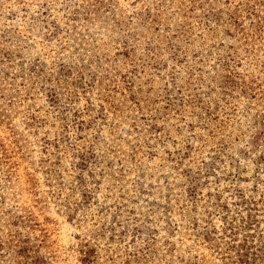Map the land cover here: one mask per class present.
<instances>
[{"label":"rangeland","instance_id":"rangeland-1","mask_svg":"<svg viewBox=\"0 0 264 264\" xmlns=\"http://www.w3.org/2000/svg\"><path fill=\"white\" fill-rule=\"evenodd\" d=\"M0 264H264V0H0Z\"/></svg>","mask_w":264,"mask_h":264}]
</instances>
